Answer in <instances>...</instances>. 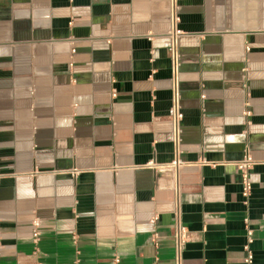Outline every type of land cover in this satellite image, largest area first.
I'll return each mask as SVG.
<instances>
[{
  "label": "crops",
  "instance_id": "obj_1",
  "mask_svg": "<svg viewBox=\"0 0 264 264\" xmlns=\"http://www.w3.org/2000/svg\"><path fill=\"white\" fill-rule=\"evenodd\" d=\"M177 1L176 170L170 0H0V264H264V0Z\"/></svg>",
  "mask_w": 264,
  "mask_h": 264
},
{
  "label": "built area",
  "instance_id": "obj_2",
  "mask_svg": "<svg viewBox=\"0 0 264 264\" xmlns=\"http://www.w3.org/2000/svg\"><path fill=\"white\" fill-rule=\"evenodd\" d=\"M171 3V28L167 34L169 40V52L171 58V108H170V125L172 131V139L174 144L175 158L171 164L174 169H179L183 164L180 160L181 142H182V121L184 119V112L181 102V53H180V39L185 32L180 27V8L177 0H170ZM258 161L254 158L250 150H247L244 157L236 163L241 175L242 194L245 198L251 195L253 190L252 171ZM80 170L73 168L71 173L76 176ZM3 174H0V178ZM248 223L249 221L246 220ZM39 226L38 223H35ZM39 230L34 232V239L38 241ZM188 240V232L184 226L178 221L175 233V247H176V262L181 264L182 252ZM254 241L253 230H247V243L244 246L245 258L244 264H255V254L252 248Z\"/></svg>",
  "mask_w": 264,
  "mask_h": 264
}]
</instances>
